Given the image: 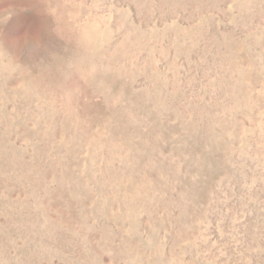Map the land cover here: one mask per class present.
<instances>
[{
  "label": "rangeland",
  "instance_id": "1",
  "mask_svg": "<svg viewBox=\"0 0 264 264\" xmlns=\"http://www.w3.org/2000/svg\"><path fill=\"white\" fill-rule=\"evenodd\" d=\"M0 264H264V0H0Z\"/></svg>",
  "mask_w": 264,
  "mask_h": 264
}]
</instances>
